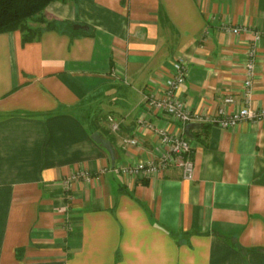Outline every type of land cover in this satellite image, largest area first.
I'll return each mask as SVG.
<instances>
[{"label":"crops","instance_id":"crops-1","mask_svg":"<svg viewBox=\"0 0 264 264\" xmlns=\"http://www.w3.org/2000/svg\"><path fill=\"white\" fill-rule=\"evenodd\" d=\"M44 17L35 40L0 33V264H264V120L186 130L144 108L182 57L186 106L235 110L264 0H56ZM249 101L264 109V35ZM160 127L189 141L191 180L119 168L155 158Z\"/></svg>","mask_w":264,"mask_h":264},{"label":"built area","instance_id":"built-area-1","mask_svg":"<svg viewBox=\"0 0 264 264\" xmlns=\"http://www.w3.org/2000/svg\"><path fill=\"white\" fill-rule=\"evenodd\" d=\"M227 31L238 34L244 27H225ZM264 33L254 32V43L250 44L245 56V81L242 103L232 111H228L225 107L219 106L215 116L190 110L185 102L180 98L178 92L184 84L187 77V63L179 57L173 61L172 74L162 82L160 92L149 90L144 96V108L153 113H163L172 120L182 124L190 122H206L217 125L221 128H230L236 126L244 119L258 121L264 120V109H254L250 105V87L255 74V57L256 42ZM256 41V42H255ZM223 104H235L232 94H227L222 99ZM140 127L149 129L150 125L144 120L139 119ZM116 123L112 124V129L117 130ZM155 133L159 137L162 151L152 159L139 161L135 164H120L119 168L122 172L137 175L142 174L149 177L158 173L166 167H177L181 170L183 178L191 180L194 175V161L191 157V145L184 134L176 133L169 128H155ZM138 142L136 138H127L125 143L135 145ZM86 174V173H85ZM83 174V175H85Z\"/></svg>","mask_w":264,"mask_h":264},{"label":"trees","instance_id":"trees-1","mask_svg":"<svg viewBox=\"0 0 264 264\" xmlns=\"http://www.w3.org/2000/svg\"><path fill=\"white\" fill-rule=\"evenodd\" d=\"M53 1L56 0H0V33L18 30L22 42L39 38L44 28L53 26L44 17L45 8ZM29 23L38 25L32 27Z\"/></svg>","mask_w":264,"mask_h":264},{"label":"water","instance_id":"water-1","mask_svg":"<svg viewBox=\"0 0 264 264\" xmlns=\"http://www.w3.org/2000/svg\"><path fill=\"white\" fill-rule=\"evenodd\" d=\"M198 124L195 123V122H190L186 125V130L191 128V127H195L197 126ZM92 139H94L96 142L100 143L110 154L111 156V160H112V164L114 163V157H113V154H112V149L110 147V144L108 141L104 140L103 138L99 137L98 135L96 134H93L92 135Z\"/></svg>","mask_w":264,"mask_h":264},{"label":"rangeland","instance_id":"rangeland-1","mask_svg":"<svg viewBox=\"0 0 264 264\" xmlns=\"http://www.w3.org/2000/svg\"><path fill=\"white\" fill-rule=\"evenodd\" d=\"M29 24H31L32 27H35V25H33L34 23H29Z\"/></svg>","mask_w":264,"mask_h":264}]
</instances>
